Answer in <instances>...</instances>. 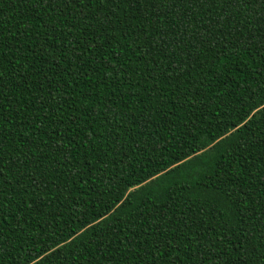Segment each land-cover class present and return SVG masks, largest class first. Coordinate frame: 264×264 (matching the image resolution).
I'll return each instance as SVG.
<instances>
[{"label": "trees", "instance_id": "obj_1", "mask_svg": "<svg viewBox=\"0 0 264 264\" xmlns=\"http://www.w3.org/2000/svg\"><path fill=\"white\" fill-rule=\"evenodd\" d=\"M264 264L257 0H0V264Z\"/></svg>", "mask_w": 264, "mask_h": 264}, {"label": "snow or ice", "instance_id": "obj_2", "mask_svg": "<svg viewBox=\"0 0 264 264\" xmlns=\"http://www.w3.org/2000/svg\"><path fill=\"white\" fill-rule=\"evenodd\" d=\"M250 2V0H249ZM257 3L260 5L261 8H264V0H257ZM47 264V262H46Z\"/></svg>", "mask_w": 264, "mask_h": 264}]
</instances>
